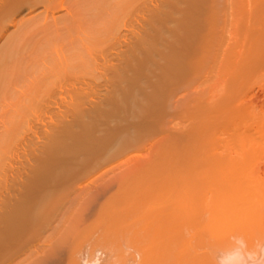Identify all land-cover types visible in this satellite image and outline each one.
I'll list each match as a JSON object with an SVG mask.
<instances>
[{
  "label": "bare ground",
  "instance_id": "1",
  "mask_svg": "<svg viewBox=\"0 0 264 264\" xmlns=\"http://www.w3.org/2000/svg\"><path fill=\"white\" fill-rule=\"evenodd\" d=\"M224 1L0 0V264H264V0ZM139 76L169 114L90 151Z\"/></svg>",
  "mask_w": 264,
  "mask_h": 264
},
{
  "label": "rangeland",
  "instance_id": "2",
  "mask_svg": "<svg viewBox=\"0 0 264 264\" xmlns=\"http://www.w3.org/2000/svg\"><path fill=\"white\" fill-rule=\"evenodd\" d=\"M206 3V16L212 14L211 11L217 8V6L219 8H224L225 6L224 0H218L216 3H214L213 0H206ZM21 13V15H23L24 12ZM6 31L5 27H1L0 38L3 34H5L4 36L6 37L12 30H9L8 32ZM3 45L0 43V50ZM263 69L264 64H262L257 70L256 75L263 72ZM139 77L141 86H143V88L146 87L147 90L145 89L140 93L138 92L139 98L135 103L132 100H129L121 108L106 113L107 115L102 123L103 126L101 127V132L95 134L93 142L89 145L90 151L93 152L95 149H98L101 144L100 140L108 137V134L104 133L105 130H109V132L113 134L115 132L118 133L125 128H131L134 130L139 127L143 131L155 133L158 130L157 124L159 117L164 113L169 114V110L165 104L169 93L168 91L163 90L160 86L159 76ZM183 123L184 122H181L177 127L178 130L183 128ZM73 143L75 142L70 141L68 146Z\"/></svg>",
  "mask_w": 264,
  "mask_h": 264
}]
</instances>
